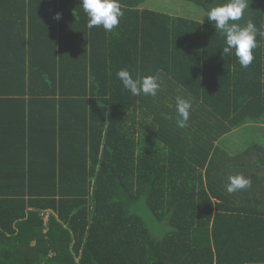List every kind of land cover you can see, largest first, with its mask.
<instances>
[{
    "label": "trees",
    "instance_id": "16d2710c",
    "mask_svg": "<svg viewBox=\"0 0 264 264\" xmlns=\"http://www.w3.org/2000/svg\"><path fill=\"white\" fill-rule=\"evenodd\" d=\"M146 1L106 31L79 0H0V264H264V37L244 68L206 18L224 0Z\"/></svg>",
    "mask_w": 264,
    "mask_h": 264
},
{
    "label": "clouds",
    "instance_id": "9594fccd",
    "mask_svg": "<svg viewBox=\"0 0 264 264\" xmlns=\"http://www.w3.org/2000/svg\"><path fill=\"white\" fill-rule=\"evenodd\" d=\"M79 2L88 18V29L102 26L104 30L112 31L124 16L119 0H79ZM247 9V0H224L220 5L211 8L206 17L213 24L216 32L224 37L223 57L234 53L239 64L244 68L249 67L254 60V49L259 47L258 35L264 37V32H259L252 21L246 24L237 23ZM55 18L60 19V14L58 13ZM116 75L124 89L133 96L143 94L155 97L160 89L156 75L134 77L128 69H121ZM191 108L192 104L189 100L177 98L176 111L180 117L177 121L179 127L187 126ZM250 186L251 180L244 175H233L228 178L227 191L235 193Z\"/></svg>",
    "mask_w": 264,
    "mask_h": 264
},
{
    "label": "rangeland",
    "instance_id": "374dc122",
    "mask_svg": "<svg viewBox=\"0 0 264 264\" xmlns=\"http://www.w3.org/2000/svg\"><path fill=\"white\" fill-rule=\"evenodd\" d=\"M151 0H147L146 2H145V5H146V7H150V6H152V7H154L153 5H151V2H150ZM167 2V1H166ZM194 7V6H193ZM155 8V10H156V7H154ZM159 10H161V9H159ZM174 12L175 11H173V10H170V13L169 12H167V13H169L170 15H172V14H174ZM195 10L193 11V9H191L190 10V15H192V16H194V14H195ZM204 12V11H203ZM183 17H185L184 15H182ZM195 17V16H194ZM231 140H234L233 139V136H232V138H230V139H226V140H223L222 141V143L223 142H225V143H223V144H225V145H228L229 143H232V144H234L233 142H231ZM247 145H245V144H243V148H245ZM243 160H245V158H242L240 161V163L242 164V161ZM44 220L46 221L47 220V216H45V218H44Z\"/></svg>",
    "mask_w": 264,
    "mask_h": 264
},
{
    "label": "crops",
    "instance_id": "0c3cea01",
    "mask_svg": "<svg viewBox=\"0 0 264 264\" xmlns=\"http://www.w3.org/2000/svg\"><path fill=\"white\" fill-rule=\"evenodd\" d=\"M50 5L51 4H39L38 5V8H43L44 10L46 9L47 11L48 10H50ZM152 5V4H151ZM36 8V7H35ZM142 8H145V9H149V10H151L152 9V6H150V7H146V5L144 4L143 6H142ZM60 9V8H59ZM72 13V12H71ZM86 15V14H85ZM87 17V16H86ZM86 20H88V18L86 19ZM87 22V21H86ZM87 25V24H86Z\"/></svg>",
    "mask_w": 264,
    "mask_h": 264
}]
</instances>
